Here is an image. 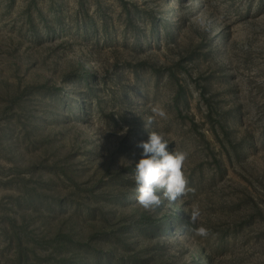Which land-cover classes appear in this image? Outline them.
<instances>
[{
    "label": "rangeland",
    "instance_id": "374dc122",
    "mask_svg": "<svg viewBox=\"0 0 264 264\" xmlns=\"http://www.w3.org/2000/svg\"><path fill=\"white\" fill-rule=\"evenodd\" d=\"M154 131L189 191L145 209ZM67 237L113 264H264V0H0V264H79Z\"/></svg>",
    "mask_w": 264,
    "mask_h": 264
},
{
    "label": "clouds",
    "instance_id": "9594fccd",
    "mask_svg": "<svg viewBox=\"0 0 264 264\" xmlns=\"http://www.w3.org/2000/svg\"><path fill=\"white\" fill-rule=\"evenodd\" d=\"M153 112L161 117H165V112L160 109H153ZM153 119H149L148 124H152ZM125 128L121 134H126ZM141 149V158L135 163L134 180L136 183V199L139 205L145 209L159 207L162 198L170 204L175 203L179 198L189 191L188 181L183 168L188 153L186 151H175L169 148L168 139L159 132H151L146 141L136 144ZM201 216V210L194 206L189 220L196 223ZM196 234L205 237L208 232L204 227L196 229Z\"/></svg>",
    "mask_w": 264,
    "mask_h": 264
},
{
    "label": "trees",
    "instance_id": "16d2710c",
    "mask_svg": "<svg viewBox=\"0 0 264 264\" xmlns=\"http://www.w3.org/2000/svg\"><path fill=\"white\" fill-rule=\"evenodd\" d=\"M86 83H91V76H89L87 79H85ZM86 102V101H84ZM84 102L82 104V108L84 109ZM16 203H18V200L16 201ZM85 212V219H89L92 220L94 219L99 212V208L98 207H90L88 208ZM56 213H58V211H56ZM72 216V214H71ZM141 216L144 220H141L142 222H148L150 220L149 214L147 211H142L141 212ZM110 217H106L105 213H103V219L105 220V223H107L109 221ZM184 223H189L188 221H185ZM189 225V224H188ZM67 243H70L72 245H74L72 248H75L77 251V253H75V259L73 260L74 262L77 261L79 264H105L110 263L113 264L114 263V256L116 255L114 251L112 250H105L103 248H97L96 246L91 245L88 242H76L74 241L71 237H67ZM158 246L160 245V242H157ZM115 249V248H114ZM158 250H156L157 252ZM120 260L119 263L123 264V261L125 262L124 264L127 263V261L125 260V256L124 253L120 252ZM77 255V256H76Z\"/></svg>",
    "mask_w": 264,
    "mask_h": 264
}]
</instances>
